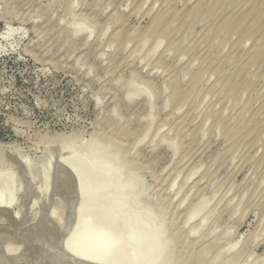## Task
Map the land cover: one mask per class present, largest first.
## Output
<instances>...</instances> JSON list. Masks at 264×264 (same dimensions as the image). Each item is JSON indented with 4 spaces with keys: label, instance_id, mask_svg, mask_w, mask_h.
Returning a JSON list of instances; mask_svg holds the SVG:
<instances>
[{
    "label": "rangeland",
    "instance_id": "rangeland-1",
    "mask_svg": "<svg viewBox=\"0 0 264 264\" xmlns=\"http://www.w3.org/2000/svg\"><path fill=\"white\" fill-rule=\"evenodd\" d=\"M263 23L264 0H0V178L28 222L0 218V264H75L91 208L57 164L98 138L166 263L264 264Z\"/></svg>",
    "mask_w": 264,
    "mask_h": 264
},
{
    "label": "bare ground",
    "instance_id": "bare-ground-1",
    "mask_svg": "<svg viewBox=\"0 0 264 264\" xmlns=\"http://www.w3.org/2000/svg\"><path fill=\"white\" fill-rule=\"evenodd\" d=\"M219 5L220 4L215 1L209 6L208 11L211 13V15L217 11L216 9L219 7ZM227 19H229L228 16ZM221 24L223 27L224 22ZM246 26L247 25H245V27ZM12 32L13 31L9 29L7 36L10 37ZM80 32L81 30H76L73 35L76 36ZM90 35L91 33L88 32L87 37L89 38ZM144 41L145 40L143 38L142 43ZM71 137L74 139L69 141L70 144H72L74 140H77L76 137ZM107 142L108 141L104 138L93 139L86 151L81 153L72 152L69 159L58 160V163L65 167L72 174L74 178L72 179V182L75 185V189H77L76 191L79 194L80 200L83 202V204L84 202H87V207L90 206L91 208L89 210L81 207L79 210V218H81L80 222L74 230L75 232L73 231L74 233H72L74 235H71V237L66 239L64 243L65 252L66 254L68 253V257H66L69 258V256H71L74 259L90 264H171L170 262L166 263L164 261L165 259H163V244L153 239L154 235L157 237L160 236V230L155 229L153 232L150 231L149 227H151V225L146 218L147 212L145 211V214L142 208L141 209L143 212L140 211L136 213L137 210L135 208L139 206L136 201L139 197L137 189L138 187L133 185L126 187L123 185L124 182L120 183L121 177H119V173L117 171L119 170L118 164L114 162H100L97 159H91L89 161L86 160L87 155H92L94 153L111 156V153L106 152V145L109 143ZM172 147L175 150L174 145H172ZM11 181L7 176L0 178V208L15 209V213L20 215L16 210V207L19 203L17 200L18 203L16 204V199L21 193V189H18V187L16 189V187L13 186L14 184H11ZM117 183L119 185H115ZM43 186L39 189L37 188V191L35 190L37 194L35 196L36 198H34L33 202L31 203L32 210H36L41 200L46 199L48 196L49 187L48 189H44ZM132 196L134 198L132 202L123 200L125 197ZM121 201L126 203L120 204L122 203ZM206 205L207 204L203 202L202 198L199 203L192 208L188 219L191 220L195 216L199 215ZM121 208L123 209L120 211ZM55 211L56 210H52V212ZM55 214L57 213H51V215L49 213V215H47L48 219H54L53 216ZM136 214H138V216ZM57 215L55 217H58ZM56 219L57 222L59 218ZM207 220L208 218H205L200 222V224H198V226L205 225ZM60 223L62 226L63 222L61 221ZM60 223L57 225L58 229H60ZM194 230L190 232L193 234ZM61 251L63 252V249ZM11 252L12 250H7L4 254L9 256ZM60 254L61 256L63 255L61 252ZM12 257L13 256L10 258ZM71 261L74 262L75 260Z\"/></svg>",
    "mask_w": 264,
    "mask_h": 264
},
{
    "label": "water",
    "instance_id": "water-1",
    "mask_svg": "<svg viewBox=\"0 0 264 264\" xmlns=\"http://www.w3.org/2000/svg\"><path fill=\"white\" fill-rule=\"evenodd\" d=\"M58 167L60 169H62L71 179H74L72 174L62 165L57 164ZM18 209L20 210L21 214L18 215L15 213L14 209H5V208H0V218H4L7 221H9L13 226L16 227H21V225L24 227L26 224H28V222L26 221V217L24 215L23 209L22 207L18 206ZM23 220V223H22ZM48 223H50L51 225H53V223L47 219L46 220ZM71 260H75V262H78L79 264H90V263H86L83 261H79L77 259H74L72 257H69Z\"/></svg>",
    "mask_w": 264,
    "mask_h": 264
}]
</instances>
